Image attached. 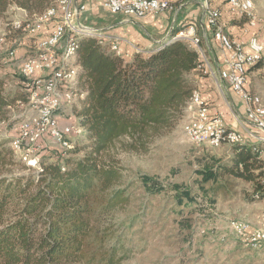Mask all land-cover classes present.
I'll list each match as a JSON object with an SVG mask.
<instances>
[{
  "label": "trees",
  "instance_id": "trees-1",
  "mask_svg": "<svg viewBox=\"0 0 264 264\" xmlns=\"http://www.w3.org/2000/svg\"><path fill=\"white\" fill-rule=\"evenodd\" d=\"M55 2L0 0V18L12 6L28 17L41 15ZM76 43L78 94L84 97L74 112L88 144L75 148L74 154L83 152L81 158L43 159L37 176L14 177L6 169L14 162L15 148L0 138V264L128 260L131 250L122 244L115 222L108 221L130 203L122 169L109 152L119 142L124 151L147 152L149 141L171 130L193 97L191 74L202 57L188 41L170 39L155 51H135L128 58L94 38ZM4 85L0 79V122L9 119L12 109L22 111L29 99L25 85L12 93ZM249 147L233 145L225 172L251 182L254 195L264 200V163Z\"/></svg>",
  "mask_w": 264,
  "mask_h": 264
},
{
  "label": "rangeland",
  "instance_id": "rangeland-1",
  "mask_svg": "<svg viewBox=\"0 0 264 264\" xmlns=\"http://www.w3.org/2000/svg\"><path fill=\"white\" fill-rule=\"evenodd\" d=\"M59 1L53 5H58ZM253 1L256 13L264 20V0ZM19 9L12 6L0 18V79H5L4 89L10 93L17 90V86L25 85L20 66L34 51L37 40L15 33L13 22L27 19L35 22L40 15L28 17ZM225 18L240 24H244L240 19H246L230 14ZM83 28L95 32L91 37H84L94 38L109 50L122 54L118 39L105 42L109 38L106 31ZM188 28L180 32L185 36ZM180 32L173 33L171 39ZM198 37L195 36L193 45L188 42L205 59L199 40L202 37ZM9 51H15L14 56L9 55ZM261 86L264 91V83ZM83 97L78 95L65 106L61 117H66L69 112L66 118L72 119L64 123V126L71 125V131H74L68 138L74 147L67 152L51 140L29 145L27 151V138L19 136L18 125L32 111L25 106L22 111L11 110L9 119L0 122V138L9 139L7 146L13 149V142L19 140L21 148L14 150V162L6 169L8 176H37L43 159L62 163L83 156V152L73 153L88 144L86 130L73 117L76 115L74 108ZM197 107L189 103L171 130L149 141L147 152L124 151L121 142L109 152L110 158L122 169V186L130 197L127 207L108 218L109 222H115L122 244L131 250L130 258L122 264H264V248L257 250L244 244L229 228V222L236 219L245 225H252L259 219L260 227H264V200L254 195L251 182L226 174L224 167L231 163L233 145L212 148L188 141L187 130L197 120ZM77 127L79 133L75 131Z\"/></svg>",
  "mask_w": 264,
  "mask_h": 264
},
{
  "label": "built area",
  "instance_id": "built-area-1",
  "mask_svg": "<svg viewBox=\"0 0 264 264\" xmlns=\"http://www.w3.org/2000/svg\"><path fill=\"white\" fill-rule=\"evenodd\" d=\"M169 1L100 0V7L113 15H120V9H132V18L144 19L149 15L161 14L171 10ZM239 9L237 1L227 0L226 9L214 7V11H212L214 12V19H207L206 16V25L212 31L214 41L219 44L224 52L229 53L223 58H218L217 63L223 64V68L220 70V78L244 103L249 90V73L264 62V24L255 22V17L240 19L244 20V34L247 38H233L226 32L223 18L229 14L238 18ZM88 11L87 5H79L78 0H74L69 5L61 6L60 9L55 10L54 17H47L42 22H33L30 19L13 22L12 27L15 33L37 38L34 44V51L22 60L20 66V73L24 79L23 84L33 87L35 91L51 89V96L41 99L32 98V105H21L25 106V109H45V118H40L36 124L18 125L19 136L27 137V151H29V145H36L38 142L47 140L53 141L65 152L72 150L74 147L68 145V138L74 133V131H71V125H62V119H51L49 109L55 106H68V101L67 104H59V98H57V93H55L53 87V79L56 78V71L58 70V56L65 50V46L68 45L71 34L75 33L78 28L89 27L80 22L81 16ZM55 19L65 20V31H57L55 29ZM94 29L99 30L98 28ZM109 39H118L120 47L122 43L120 38H114L109 35L105 42ZM182 40L191 41L193 45V41H195L194 27L187 29V35ZM130 46L134 51L138 52L137 46L132 44ZM14 54L15 51H9V55L14 56ZM122 56L130 57L129 54L123 51ZM207 62L212 61L202 58V62L199 63L196 71L200 77H215L214 71H207ZM260 70L264 73V65L260 66ZM198 91L201 90L198 88ZM259 95L260 103H255L254 105V117H247V113L245 115V125L241 130V138L235 139V141H228V137H220L218 135V127L227 125L224 113L222 111H213L208 99L201 93L197 116H204V128H196L195 123L192 125V130L203 129V144L201 146L219 148L221 146H218V139H225V145L231 146L235 143L262 139L264 137V128L257 126V119H264V99L261 94ZM251 126L254 127L256 132L251 130ZM189 142L194 144V141ZM258 162L264 163V152H261V159ZM229 228L244 244L252 245V248L257 250L264 248V227H260L259 219L254 221L252 225L240 223V219L231 220Z\"/></svg>",
  "mask_w": 264,
  "mask_h": 264
},
{
  "label": "crops",
  "instance_id": "crops-1",
  "mask_svg": "<svg viewBox=\"0 0 264 264\" xmlns=\"http://www.w3.org/2000/svg\"><path fill=\"white\" fill-rule=\"evenodd\" d=\"M170 3L171 10L169 11L149 15L144 19H136L123 15H113L103 10L100 7V0H78L79 5L84 4L89 8V11L81 16L80 22L83 25L104 30L114 38H120L122 40L121 51L130 56L135 52L130 44L137 46L138 51H155L169 42L173 33L176 34L187 26L194 27L195 36L202 37L199 40L200 44L203 41L205 47L204 50L201 45L206 57H208V59L206 57L205 59L212 61L207 62V71H214L215 77H200L199 73L194 71L191 78L195 80L196 87L201 90L203 96L208 99L211 109L224 113L226 127L237 130L241 135L247 113V111L245 112L246 103H243L241 98L220 78V70L223 68V64L217 63L218 58H223L229 53L224 52L212 38V31L206 25L207 9L204 0H170ZM209 5L226 9L227 0H209ZM19 10L27 16L24 10ZM223 22L225 23L226 32L233 38H247L243 33V24L232 22L231 18L226 19L225 16ZM185 36L181 38H185ZM263 76L264 73L261 72L260 67L252 69L249 73L248 91L251 97L254 98V105L260 103L259 94L264 99V91L261 86V83H264ZM66 117L61 118V124L64 125L66 121L72 120H67ZM73 117L77 121L76 115ZM250 128L256 132L254 127L251 126ZM248 143L264 149V137L259 140H251Z\"/></svg>",
  "mask_w": 264,
  "mask_h": 264
},
{
  "label": "bare ground",
  "instance_id": "bare-ground-1",
  "mask_svg": "<svg viewBox=\"0 0 264 264\" xmlns=\"http://www.w3.org/2000/svg\"><path fill=\"white\" fill-rule=\"evenodd\" d=\"M74 0H60L58 5H54L49 8L46 12L41 14L35 22H42L46 20L47 17H54V11L59 9L61 6H67L70 2ZM237 1V7L240 8L238 10V15H241L243 18L251 19L255 17V22H261L264 24V20L259 17V15L255 11V3L253 0H235ZM206 9H207V19H214V7L209 5V0H204ZM57 6H59L57 8ZM204 6V5H203ZM171 7V3L169 1V8ZM120 15L125 17H132V9H120ZM54 27L57 31H65L66 30V22L62 19L54 20ZM78 32V33H77ZM244 33V30H243ZM78 34L84 36H92L95 34L93 30H85L84 28L76 29L75 33L71 34L69 38V43L65 46V50L59 54L58 56V70L56 71V78L53 79V87L55 93H57V98H59V104H68L71 103L79 94L78 92V75L80 66L77 63V38H79ZM184 32H180L174 38H170L171 40L182 39L184 37ZM106 35V34H105ZM105 39V38H104ZM103 41V40H102ZM115 50L116 46L113 47ZM118 54L121 52L118 51ZM21 77L22 74L20 73ZM250 84V79H249ZM29 96H28V105H32L33 99H41L46 98L47 96H51V89H41L40 91H35L33 87L27 86ZM201 99V93L198 90H194L193 97L191 98V104H195L198 106V102ZM254 98L251 97L249 91L246 95V111L248 117H254ZM32 113L30 115H25V118L20 121L19 126H27L28 124H36L40 118H45V109L43 108H29ZM29 110V111H30ZM28 111V112H29ZM197 111V109H196ZM65 106H55L49 109V116L51 119H60L64 116ZM28 114V113H27ZM193 125V124H192ZM192 125L187 130V138L189 141H194L195 145L203 144V129H193ZM196 128H204V116H197V120L195 122ZM257 126L260 128H264V119H257ZM78 128V129H77ZM75 129L76 133H79V127ZM82 128V127H81ZM218 135L220 137H228V141H235V139H240L241 135L235 129H230L228 127L221 126L218 127ZM23 138H27L26 136H22ZM14 148L16 150H20L21 144L19 140L13 142ZM225 144V139H218V146H222ZM68 145L71 146L69 140ZM233 145H249L253 152L257 155L258 159H261V152H264V149L257 145H250L248 142L235 143ZM249 147V148H250Z\"/></svg>",
  "mask_w": 264,
  "mask_h": 264
}]
</instances>
